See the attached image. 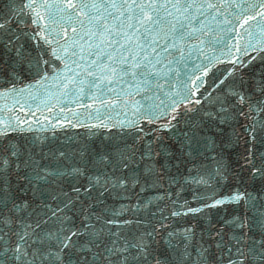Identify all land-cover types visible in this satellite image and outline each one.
<instances>
[{"label": "snow or ice", "instance_id": "obj_1", "mask_svg": "<svg viewBox=\"0 0 264 264\" xmlns=\"http://www.w3.org/2000/svg\"><path fill=\"white\" fill-rule=\"evenodd\" d=\"M0 264H264V0H0Z\"/></svg>", "mask_w": 264, "mask_h": 264}]
</instances>
